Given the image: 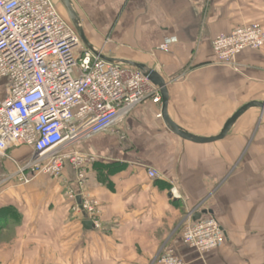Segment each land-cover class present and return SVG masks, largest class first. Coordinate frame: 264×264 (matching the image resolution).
Here are the masks:
<instances>
[{
  "label": "crops",
  "instance_id": "obj_1",
  "mask_svg": "<svg viewBox=\"0 0 264 264\" xmlns=\"http://www.w3.org/2000/svg\"><path fill=\"white\" fill-rule=\"evenodd\" d=\"M72 2L94 47L164 77L167 113L182 131L214 137L243 105L264 101V46L243 51L238 70L218 64L212 49L221 33L264 27V0ZM165 38L176 39L167 52ZM162 109L144 101L116 128L125 140L115 129L76 146L94 157L82 196L98 202L100 227L84 225L91 219L59 179L0 185V209L15 211L0 229V264H154L168 246L185 264H264V110L248 109L221 140L196 143L176 134ZM9 154L23 164L31 150ZM15 170L0 157V178ZM64 178L80 192L68 163ZM190 213L215 218L224 243L203 254L187 245Z\"/></svg>",
  "mask_w": 264,
  "mask_h": 264
},
{
  "label": "built area",
  "instance_id": "obj_2",
  "mask_svg": "<svg viewBox=\"0 0 264 264\" xmlns=\"http://www.w3.org/2000/svg\"><path fill=\"white\" fill-rule=\"evenodd\" d=\"M175 38H165L169 51ZM264 46V27L254 23L219 34L212 42L216 62L238 70V57L247 49ZM102 52V51H101ZM7 80L0 99V157L12 160L14 172L0 185L17 180L29 184L38 174L59 179L66 196L77 202L87 181L90 154L76 150L85 139L115 130L144 101L162 103L161 88L139 68L108 62L88 49L77 30L63 19L51 0H0V80ZM162 116V113H159ZM121 140L125 132L116 129ZM27 147L31 156L23 164L9 154ZM76 172L80 192L64 178L66 164ZM150 177L158 172L148 169ZM74 209L96 219L98 202L81 198ZM185 220L183 241L201 254L220 247L225 235L213 217ZM154 264H185L170 246Z\"/></svg>",
  "mask_w": 264,
  "mask_h": 264
},
{
  "label": "water",
  "instance_id": "obj_3",
  "mask_svg": "<svg viewBox=\"0 0 264 264\" xmlns=\"http://www.w3.org/2000/svg\"><path fill=\"white\" fill-rule=\"evenodd\" d=\"M64 7L66 8V11L68 12V15L71 19L72 26L75 27L77 30L82 42L84 45L90 49L92 52H94L96 55H99L102 59L112 62V63H118V64H125L129 65L134 68H139L142 73L148 77L155 85L159 86L161 88V94H162V102H163V109H162V116L166 119L167 122H169L170 126L173 128L176 134H178L180 137L186 140H190L196 143H210V142H215L218 140L223 139L226 137V135L229 133L231 130L232 126L234 123L237 121L239 116H241L244 112H246L248 109L252 107H259L264 110V101H251L245 105H243L238 111L231 117L229 120L225 123L223 129L221 132L214 136V137H200L196 135H192L189 133H186L185 131H182L180 127H178L172 120H170V117L168 116L167 113V105H168V89H167V82L165 81L164 77L153 67H149L146 64L138 63V62H133L129 60H124V59H118V58H112L109 56H106L101 52V50L97 49L94 47L86 38L85 33H84V28L82 25V22L80 20V17L78 15V11H76V8L72 2V0H60ZM78 202L81 203V197H78ZM202 213H199L194 220H198L202 218ZM88 229L92 226H94V222L91 220H88L84 223ZM222 229V228H221Z\"/></svg>",
  "mask_w": 264,
  "mask_h": 264
},
{
  "label": "rangeland",
  "instance_id": "obj_4",
  "mask_svg": "<svg viewBox=\"0 0 264 264\" xmlns=\"http://www.w3.org/2000/svg\"><path fill=\"white\" fill-rule=\"evenodd\" d=\"M53 2V5L55 7V9L57 10L58 14L65 19L66 21H68L70 24H72L71 19L68 15V12L66 11V8L64 7V5L62 4V2L60 0H51ZM73 25V24H72ZM6 83L7 80H0V91L3 89V87L5 86L3 83ZM188 219V217H186V220Z\"/></svg>",
  "mask_w": 264,
  "mask_h": 264
},
{
  "label": "trees",
  "instance_id": "obj_5",
  "mask_svg": "<svg viewBox=\"0 0 264 264\" xmlns=\"http://www.w3.org/2000/svg\"><path fill=\"white\" fill-rule=\"evenodd\" d=\"M15 211L13 212V209L7 208V209H0V229L3 227V223L6 222L8 217L10 218Z\"/></svg>",
  "mask_w": 264,
  "mask_h": 264
}]
</instances>
